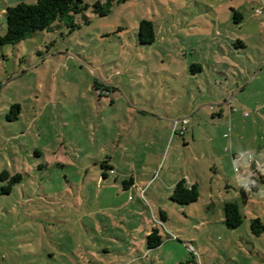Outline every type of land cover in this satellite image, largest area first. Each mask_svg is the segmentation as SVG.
I'll list each match as a JSON object with an SVG mask.
<instances>
[{"label": "rangeland", "instance_id": "rangeland-1", "mask_svg": "<svg viewBox=\"0 0 264 264\" xmlns=\"http://www.w3.org/2000/svg\"><path fill=\"white\" fill-rule=\"evenodd\" d=\"M82 1L73 31L0 47V264H264V0Z\"/></svg>", "mask_w": 264, "mask_h": 264}, {"label": "trees", "instance_id": "trees-1", "mask_svg": "<svg viewBox=\"0 0 264 264\" xmlns=\"http://www.w3.org/2000/svg\"><path fill=\"white\" fill-rule=\"evenodd\" d=\"M19 2L14 7H9L5 11L6 16V32L0 36V47L5 45H16L19 42L30 38L37 31H45L51 29L53 23L57 20L67 22V27L70 31L76 29L73 23V15L84 14L90 6L84 4L82 0H36L33 5L24 4L23 0H15ZM111 0L101 4L96 2L91 6L94 13L99 16H105L111 7ZM234 19L240 15L233 11ZM154 28L151 21L142 20L138 27V41L141 45H150L154 42ZM239 46L243 44L238 41ZM191 71L198 69L196 65L191 66ZM17 106L11 108V113ZM9 118V116H8ZM14 120L16 117H12ZM6 173H2L1 176ZM18 177L12 179V182L18 181ZM10 188L3 190L8 193ZM199 198V189L197 184L188 185L183 179L179 181L170 196V200L178 205H189L195 203ZM223 223L227 229L233 230L238 228L242 223V216L239 207L235 202H227L222 206ZM250 231L255 236H260L264 233V225L259 218L250 220ZM163 243V239L159 230L153 228L145 237V245L147 250L158 248ZM189 263V262H188Z\"/></svg>", "mask_w": 264, "mask_h": 264}, {"label": "built area", "instance_id": "built-area-1", "mask_svg": "<svg viewBox=\"0 0 264 264\" xmlns=\"http://www.w3.org/2000/svg\"><path fill=\"white\" fill-rule=\"evenodd\" d=\"M257 13H260V11H258ZM189 121L187 119H182L181 121H177L175 122L176 125L179 126L180 124V134L183 135L186 131L187 125H188ZM188 250L193 253V247L192 246H188Z\"/></svg>", "mask_w": 264, "mask_h": 264}, {"label": "crops", "instance_id": "crops-1", "mask_svg": "<svg viewBox=\"0 0 264 264\" xmlns=\"http://www.w3.org/2000/svg\"><path fill=\"white\" fill-rule=\"evenodd\" d=\"M241 47H243V46H241ZM221 112V111H220ZM220 115H221V113H220ZM186 132V131H185ZM192 134V133H191ZM188 184V183H187ZM188 185H192V184H188ZM189 264H197L196 263V258H193L192 259V262L191 263H189Z\"/></svg>", "mask_w": 264, "mask_h": 264}]
</instances>
